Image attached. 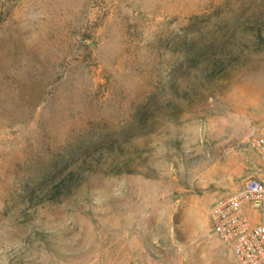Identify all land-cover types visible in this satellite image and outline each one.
<instances>
[{"label": "rangeland", "instance_id": "obj_1", "mask_svg": "<svg viewBox=\"0 0 264 264\" xmlns=\"http://www.w3.org/2000/svg\"><path fill=\"white\" fill-rule=\"evenodd\" d=\"M214 18L242 52L213 90L179 42ZM262 36L264 0H0V264L226 252L209 207L264 180Z\"/></svg>", "mask_w": 264, "mask_h": 264}, {"label": "built area", "instance_id": "obj_2", "mask_svg": "<svg viewBox=\"0 0 264 264\" xmlns=\"http://www.w3.org/2000/svg\"><path fill=\"white\" fill-rule=\"evenodd\" d=\"M250 147L264 163V129L250 139ZM207 221L239 264H264L263 179L249 177L239 191L214 201Z\"/></svg>", "mask_w": 264, "mask_h": 264}, {"label": "trees", "instance_id": "obj_3", "mask_svg": "<svg viewBox=\"0 0 264 264\" xmlns=\"http://www.w3.org/2000/svg\"><path fill=\"white\" fill-rule=\"evenodd\" d=\"M198 18L199 17H196V19ZM211 21L212 24L209 25L208 29H206L208 25L204 27L207 31H209L207 34L210 36L209 40L202 41L191 38L184 42H179V47L182 48L184 46L186 48L185 50L190 64L198 61L205 66L207 70L202 73V76L205 79L207 78V72H211L213 74L214 81L210 88L214 90L218 88L221 80L228 75V70L234 67L236 62L239 61L242 51H233L230 48L232 45V39H235L237 30L228 19L223 22L224 25L219 24L215 18ZM191 27H195V25L190 23L186 29L188 30ZM221 33L223 35H221ZM253 36L256 37V34H253ZM259 40L262 48H264V36L259 37Z\"/></svg>", "mask_w": 264, "mask_h": 264}, {"label": "crops", "instance_id": "obj_4", "mask_svg": "<svg viewBox=\"0 0 264 264\" xmlns=\"http://www.w3.org/2000/svg\"><path fill=\"white\" fill-rule=\"evenodd\" d=\"M210 241L204 239L199 242V252L195 253V246L187 247L185 254L186 264H226V257H234L231 249L228 245L225 244L227 250L224 253H221L220 244H212ZM238 263V262H237ZM239 264V263H238Z\"/></svg>", "mask_w": 264, "mask_h": 264}]
</instances>
